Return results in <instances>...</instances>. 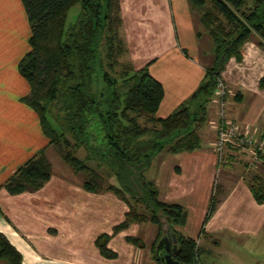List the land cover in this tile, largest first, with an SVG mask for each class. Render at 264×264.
<instances>
[{"label":"crops","instance_id":"crops-1","mask_svg":"<svg viewBox=\"0 0 264 264\" xmlns=\"http://www.w3.org/2000/svg\"><path fill=\"white\" fill-rule=\"evenodd\" d=\"M120 9L127 60L135 69L151 61L149 71L164 89L156 116L165 117L212 65V39L190 0H120ZM30 33L21 0H0V184L48 141L37 114L19 99L29 93L17 65L29 49ZM240 55L230 57L220 73L230 90L226 111L241 130L264 136V49L256 35L241 45ZM215 109L211 101L199 129L200 148L177 154L176 169H155L149 179L160 199L186 209V222L178 230L196 240L200 264L201 257L214 253L232 264H264V203L254 200L246 181L250 173L264 175V153L255 171L233 169L238 156L248 160L247 153L235 149H227L218 161L210 122ZM214 185L218 202L203 224ZM0 208V232L20 252L22 264H156L146 247L126 240L147 228L154 231L153 241L156 225L142 228L134 222L112 234L128 206L110 190H85L51 170L35 191L9 194L0 187ZM102 233L111 235L107 246L116 257L100 254L94 241Z\"/></svg>","mask_w":264,"mask_h":264},{"label":"trees","instance_id":"trees-1","mask_svg":"<svg viewBox=\"0 0 264 264\" xmlns=\"http://www.w3.org/2000/svg\"><path fill=\"white\" fill-rule=\"evenodd\" d=\"M21 2L31 33L29 49L17 65L29 93L19 99L37 114L48 141L0 187L9 194L42 187L51 175L45 153L51 146L72 171L87 175L82 183L85 190H101L104 174L114 177L116 184L106 188L128 210L112 234L134 222H150L157 227L149 248L153 261L162 264L155 247L167 230L177 239L174 258L191 263L200 249L194 238L178 230L186 222V209L160 199L158 187L145 173L164 152L179 154L200 148L199 129L207 121L208 105L225 63L230 57L240 58L241 45L252 35L264 49V0H190L212 39L213 62L194 91L165 117L156 116L164 89L149 71L151 61L135 69L129 60H120L128 52L120 0ZM76 4V19L67 25L69 10ZM246 181L254 200L264 203L262 172L250 173ZM217 194L214 185L203 224L216 207ZM110 236L102 233L94 241L106 258L117 255L107 246ZM126 240L144 247L140 237L127 236ZM2 262L22 264V257L0 232Z\"/></svg>","mask_w":264,"mask_h":264},{"label":"rangeland","instance_id":"rangeland-1","mask_svg":"<svg viewBox=\"0 0 264 264\" xmlns=\"http://www.w3.org/2000/svg\"><path fill=\"white\" fill-rule=\"evenodd\" d=\"M79 10V5L76 4L72 8H70L68 16H67V21L66 24H70L74 22L76 19L77 12ZM121 61L127 60L126 55H123L120 57ZM221 77V76H220ZM241 152V151H239ZM46 155L47 158L49 159L52 170L57 171L58 173L62 174L64 178L70 179L73 183L77 185H82L83 181L87 179V175L83 172L75 173L74 171L71 170V168L66 165L58 156L56 153L55 149L53 147H48L46 149ZM79 155H82L81 153ZM179 160V156L177 154H171V153H162L159 157L157 156L156 159H153V162L150 166V168L146 171L145 175L147 178H151L150 173L155 171V169L158 171L159 169H162V171H171L172 168L177 167L175 163ZM224 160V158H223ZM222 160V161H223ZM235 165L233 166V169L235 171H255V168L249 164L248 160L245 158L243 159L242 157H237L235 160ZM221 162V161H220ZM248 168V170H244V168ZM232 169V170H233ZM207 171V170H206ZM103 174V173H102ZM116 184V180L114 177H108L105 174L102 176V179L100 181V186L101 190H107L109 191L106 187L109 184ZM142 228L145 226H150L152 223L150 222H141ZM154 225V224H152ZM152 227H155L152 226ZM155 230V228L153 229ZM154 235V231H149L147 228H144L142 234H138V236L142 239L144 243V247H146V254L148 255L149 258H151V252L149 250L150 245L152 243V237ZM147 237V238H146ZM201 260L204 264H232L229 258H226L223 255H218V254H213V255H204L201 257ZM1 264H4L2 262ZM243 264V263H241ZM244 264H249L247 262H244Z\"/></svg>","mask_w":264,"mask_h":264},{"label":"built area","instance_id":"built-area-1","mask_svg":"<svg viewBox=\"0 0 264 264\" xmlns=\"http://www.w3.org/2000/svg\"><path fill=\"white\" fill-rule=\"evenodd\" d=\"M230 90L225 80L218 77L211 101L215 104L216 118L211 122L215 132L213 149L218 161H222L227 149H235L248 154V162L255 166L264 153V136L253 135L241 130L240 126L228 117L226 111L227 97Z\"/></svg>","mask_w":264,"mask_h":264},{"label":"water","instance_id":"water-1","mask_svg":"<svg viewBox=\"0 0 264 264\" xmlns=\"http://www.w3.org/2000/svg\"><path fill=\"white\" fill-rule=\"evenodd\" d=\"M170 240V242L168 241ZM177 250V239L174 234H170L165 230V233L159 239L155 247V254L162 264H200L195 258L191 263H181L174 258Z\"/></svg>","mask_w":264,"mask_h":264},{"label":"flooded vegetation","instance_id":"flooded-vegetation-1","mask_svg":"<svg viewBox=\"0 0 264 264\" xmlns=\"http://www.w3.org/2000/svg\"><path fill=\"white\" fill-rule=\"evenodd\" d=\"M168 241L170 242V240L168 239Z\"/></svg>","mask_w":264,"mask_h":264}]
</instances>
